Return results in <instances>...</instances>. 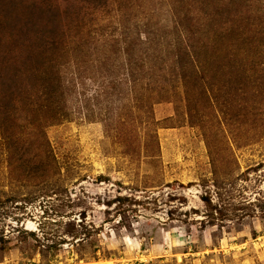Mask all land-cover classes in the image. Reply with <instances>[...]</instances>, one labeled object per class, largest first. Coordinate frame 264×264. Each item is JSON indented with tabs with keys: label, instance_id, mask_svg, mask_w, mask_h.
I'll return each instance as SVG.
<instances>
[{
	"label": "rangeland",
	"instance_id": "1",
	"mask_svg": "<svg viewBox=\"0 0 264 264\" xmlns=\"http://www.w3.org/2000/svg\"><path fill=\"white\" fill-rule=\"evenodd\" d=\"M38 35L71 96L3 129L0 264H264V0H0L6 67Z\"/></svg>",
	"mask_w": 264,
	"mask_h": 264
},
{
	"label": "trees",
	"instance_id": "2",
	"mask_svg": "<svg viewBox=\"0 0 264 264\" xmlns=\"http://www.w3.org/2000/svg\"><path fill=\"white\" fill-rule=\"evenodd\" d=\"M32 46L34 48H29L30 53H28L25 60L21 57H17L13 61V67H6L7 56H3L0 52V59L3 58L5 61L1 65L0 69V129L2 130V137L0 142L7 154V161L10 164L14 161L16 153L18 151H25V147L32 149V142L35 144L36 140L33 137L28 141L26 137H23L21 133L17 135L13 133L12 135L3 132V129H10V125L13 121L11 118L15 114L16 107L19 102L25 103V105L33 111H46L50 113L49 122L52 120H57L58 117L65 118L68 97L71 93L65 90L64 84H67L69 89L68 80L63 77L59 72L58 68L61 64H64V58H67L72 62V52L70 53V48L66 51L60 52L58 44L66 48V42L59 36H52L48 39L47 35L35 36ZM0 42H5L4 39H0ZM126 42V41H125ZM69 44V43H68ZM62 49V48H61ZM56 51H59L60 54ZM188 54V53H187ZM24 55V54H23ZM22 55V57H23ZM127 61V72L126 80L130 82L139 81V74L141 71L136 70L135 66L137 62L140 63V58L135 54H130ZM24 58V57H23ZM189 60L194 64L196 63V57L193 55L188 56ZM66 59V60H67ZM185 66V65H184ZM144 69V65H141ZM11 69L12 72H7V69ZM193 68V67H192ZM183 70V78L186 80L188 77L187 71L188 67H181ZM187 70V71H186ZM149 87V84H146ZM27 112H31L28 111ZM26 115V114H25ZM6 123V125L4 123ZM37 147V146H36ZM45 147V146H43ZM42 148V147H41ZM37 149V148H36ZM27 152V149H26ZM40 153L36 152L35 155L30 157L27 153L19 159L21 161V168H29V173L35 174L38 178L40 168L45 167L43 161L40 159ZM31 159V160H30ZM44 176V174L42 175ZM43 182L46 180L42 179ZM50 182H46V184ZM52 184L49 186V188ZM4 235L0 233V248L6 249V242Z\"/></svg>",
	"mask_w": 264,
	"mask_h": 264
}]
</instances>
